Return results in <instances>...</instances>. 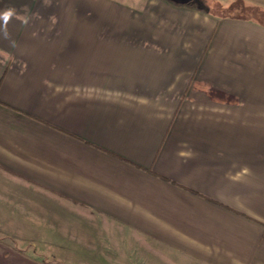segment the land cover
<instances>
[{"label":"crops","instance_id":"obj_1","mask_svg":"<svg viewBox=\"0 0 264 264\" xmlns=\"http://www.w3.org/2000/svg\"><path fill=\"white\" fill-rule=\"evenodd\" d=\"M233 4L264 11L0 0V264H264V22Z\"/></svg>","mask_w":264,"mask_h":264},{"label":"rangeland","instance_id":"obj_2","mask_svg":"<svg viewBox=\"0 0 264 264\" xmlns=\"http://www.w3.org/2000/svg\"><path fill=\"white\" fill-rule=\"evenodd\" d=\"M182 1H187V2H198V0H182ZM219 6H216V8ZM223 10V9H222ZM223 12L225 13H231V14H238V15H251L257 18L258 20L264 22V11L260 9H251V8H246L241 4H236L233 6L232 10H224Z\"/></svg>","mask_w":264,"mask_h":264},{"label":"clouds","instance_id":"obj_3","mask_svg":"<svg viewBox=\"0 0 264 264\" xmlns=\"http://www.w3.org/2000/svg\"><path fill=\"white\" fill-rule=\"evenodd\" d=\"M14 15H15V9L14 8H8V9L4 10L3 12H0V21H2L3 25H4L3 35L5 38L9 37V33L6 30V26ZM24 23H27L26 19L24 20Z\"/></svg>","mask_w":264,"mask_h":264},{"label":"trees","instance_id":"obj_4","mask_svg":"<svg viewBox=\"0 0 264 264\" xmlns=\"http://www.w3.org/2000/svg\"><path fill=\"white\" fill-rule=\"evenodd\" d=\"M234 5H236V4H233L231 9H233V6H234ZM243 6H244V5H243ZM244 7H245V6H244Z\"/></svg>","mask_w":264,"mask_h":264}]
</instances>
